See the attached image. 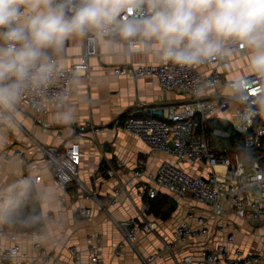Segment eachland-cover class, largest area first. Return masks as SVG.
Masks as SVG:
<instances>
[{
    "label": "crops",
    "instance_id": "crops-1",
    "mask_svg": "<svg viewBox=\"0 0 264 264\" xmlns=\"http://www.w3.org/2000/svg\"><path fill=\"white\" fill-rule=\"evenodd\" d=\"M96 40L98 54L89 59V77H79L75 81L73 92L60 111L53 112L48 107L40 115L43 122L51 124L50 127L43 129L36 125L32 113L20 104L10 110L11 118L0 117V224L3 209L15 193L24 192L32 183L43 217L38 236L42 247L52 256L47 263L41 264H72L70 248L80 253V264H92L88 249L94 246H98L103 264H141L139 255L154 254L162 249L163 242H172L171 234L176 226L188 222L196 227L202 218L206 220L203 227L209 230L223 224L227 231H232L230 224H235L234 246L244 255L264 251L263 228L243 222L232 211L221 218L213 217L209 206L188 197L167 194L175 201V207L166 220L154 217L149 209L141 212L142 204L149 206L147 199H152L140 195V186L147 181L146 175L153 174L163 161L177 162L174 155L151 148L127 131L124 122L128 116L139 115L146 108L178 106L183 97L177 91L163 90L154 76L135 79L114 74V68L122 65L161 62L162 59L142 43L137 42L135 48H130L115 31L105 37L97 36ZM82 50L83 36H73L59 51L50 52V55L58 57L61 67H69L78 61ZM248 57L246 47L238 53H227L217 68L219 76L230 80L251 74L254 70ZM225 90L218 88L222 94ZM85 122H90L92 129H80ZM38 146L60 152L75 146L79 154L77 171L81 187L76 182L58 187L51 173L52 163ZM178 165L201 177L209 174L208 166L203 162H180ZM109 168L115 171L114 176L106 173ZM133 170H140L145 175L135 179ZM119 187L121 196L117 204H107L108 197ZM99 202L103 203V209ZM222 203L230 207L228 203ZM79 208H88L90 215H79L75 211ZM129 219L139 224L150 222L154 226L152 231L137 233L134 246L124 236ZM209 232L213 234L173 243L174 255H192L197 259L202 253L213 250L220 236L217 232L214 234L213 229ZM32 236V232H17L20 252H26L29 257L23 260L18 256L10 264H32L34 257L39 255ZM89 237L92 239L88 240ZM254 239H259L262 244L253 246ZM8 244L7 239L1 242L2 248ZM172 260L169 252L163 250L151 264H171Z\"/></svg>",
    "mask_w": 264,
    "mask_h": 264
},
{
    "label": "built area",
    "instance_id": "built-area-1",
    "mask_svg": "<svg viewBox=\"0 0 264 264\" xmlns=\"http://www.w3.org/2000/svg\"><path fill=\"white\" fill-rule=\"evenodd\" d=\"M124 15L127 16L128 13L125 12ZM108 35L98 32L84 35L83 50L76 63L61 67L58 57L52 56L55 67L50 76L38 86L25 89L16 104L32 113L36 125L43 129L51 126L43 122L40 115L48 107L53 112L61 110L73 92L75 81L79 77H89V59L98 54L96 37ZM224 48L225 51L221 54L196 64L181 65L162 59L158 64L122 65L114 68V74L135 79L154 76L163 90L177 91L183 97V102L178 106H153L144 109L140 115H130L123 127L151 148L176 157V164L163 161L153 174L146 175L152 186L147 181L143 183L140 186L141 196L154 198L162 191L175 197H188L196 203L209 206L213 217L221 218L232 211L243 222L264 229V166L257 160L245 165L238 154L229 152L226 146L213 148V145H221V142L230 139L229 130L213 127L208 132L204 131L209 120H222L242 136V147L245 149L258 146L264 137V125H255L257 117L264 113V77L254 71L241 78L222 79L217 68L223 63L227 53H238L245 46L241 42L228 40L225 41ZM219 87L226 88L230 93H219ZM10 110L0 109V117L11 118ZM79 128L92 129V125L85 122ZM38 147L52 163L51 173L58 187L62 188L69 182H76L81 187L77 171L79 154L75 146L65 152L51 147ZM180 162H203L208 166L209 174L201 177L187 172L178 165ZM106 173L109 176L115 175L112 168ZM132 175L137 179L145 174L140 170H133ZM120 196L119 187L108 197L106 203L115 205ZM222 202L228 203L230 207ZM98 204L104 208L103 203ZM148 209V204H142L141 212ZM75 211L84 217L90 215L88 208ZM199 223L196 227L188 222L176 226L171 234L172 242H163L162 249L154 254L146 257L139 255L141 264H151L163 250L171 255V264H264V251L244 255L239 247L234 246L233 232L237 229L235 224H230L232 231H227L223 224L212 228L220 239L213 250L202 253L197 259L192 255L176 257L171 248L173 243H184L213 234L209 232L212 229L203 227L206 220L199 219ZM153 229L150 222L139 224L129 219L124 231L125 240L134 246L137 233ZM38 232L39 228L32 231L33 245L39 251L32 264L47 263L52 257L42 247ZM4 239L9 244L2 248L1 242ZM91 239L92 237L88 238ZM20 249L15 228L0 226V262L10 264L18 256L23 260L27 259L29 255L21 253ZM88 250L92 264H103L98 246L89 247ZM70 255L72 264H80V253L75 248H70Z\"/></svg>",
    "mask_w": 264,
    "mask_h": 264
},
{
    "label": "clouds",
    "instance_id": "clouds-1",
    "mask_svg": "<svg viewBox=\"0 0 264 264\" xmlns=\"http://www.w3.org/2000/svg\"><path fill=\"white\" fill-rule=\"evenodd\" d=\"M113 31L130 48L140 42L181 65L238 41L264 77V0H0V109H12L26 88L50 76V52L67 39Z\"/></svg>",
    "mask_w": 264,
    "mask_h": 264
},
{
    "label": "trees",
    "instance_id": "trees-1",
    "mask_svg": "<svg viewBox=\"0 0 264 264\" xmlns=\"http://www.w3.org/2000/svg\"><path fill=\"white\" fill-rule=\"evenodd\" d=\"M258 124L264 125V113L257 117L255 125ZM213 127L224 128L231 133L230 139L221 142V145L212 144L214 149L226 146L229 152H236L245 165L257 160L264 166V137L258 146L245 149L242 147V136L236 134L228 123L222 120H209L204 131L208 132ZM216 154L219 155L217 152ZM147 202L149 203V213L161 220L168 219L175 207V201L167 193H159L156 197L147 199ZM42 224L43 217L40 211L39 197L34 185L30 183L24 192L15 193L10 203L3 209L0 226H12L18 233H26L40 228Z\"/></svg>",
    "mask_w": 264,
    "mask_h": 264
},
{
    "label": "rangeland",
    "instance_id": "rangeland-1",
    "mask_svg": "<svg viewBox=\"0 0 264 264\" xmlns=\"http://www.w3.org/2000/svg\"><path fill=\"white\" fill-rule=\"evenodd\" d=\"M230 93V91H228V90H225V94H229ZM252 243H253V246H257L258 244L260 245V244H262L261 243V241L259 240V239H254V240H252ZM262 246H264L263 244H262Z\"/></svg>",
    "mask_w": 264,
    "mask_h": 264
},
{
    "label": "water",
    "instance_id": "water-1",
    "mask_svg": "<svg viewBox=\"0 0 264 264\" xmlns=\"http://www.w3.org/2000/svg\"><path fill=\"white\" fill-rule=\"evenodd\" d=\"M110 34H111V33H110ZM110 34H109V35H110ZM139 115H140V114H139Z\"/></svg>",
    "mask_w": 264,
    "mask_h": 264
}]
</instances>
